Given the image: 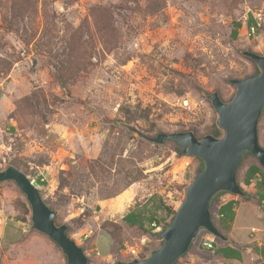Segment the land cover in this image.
I'll return each instance as SVG.
<instances>
[{
	"label": "rangeland",
	"instance_id": "374dc122",
	"mask_svg": "<svg viewBox=\"0 0 264 264\" xmlns=\"http://www.w3.org/2000/svg\"><path fill=\"white\" fill-rule=\"evenodd\" d=\"M257 10L264 0H0V170L14 166L33 181L88 264L141 260L161 246L170 216L153 228L123 216L149 211L155 197L173 217L202 162L150 138L219 131L205 95L228 101V80L257 72L241 54L264 55V24L246 29ZM251 227L264 228L254 219ZM203 234L175 264H214L199 247ZM0 264H66L32 228L12 181L0 183Z\"/></svg>",
	"mask_w": 264,
	"mask_h": 264
},
{
	"label": "water",
	"instance_id": "95a60500",
	"mask_svg": "<svg viewBox=\"0 0 264 264\" xmlns=\"http://www.w3.org/2000/svg\"><path fill=\"white\" fill-rule=\"evenodd\" d=\"M257 72L241 79H229L235 88L224 101L217 90L205 95L216 115L218 135L197 138L193 131L159 132L150 141H173L177 153L198 158L197 171L171 221L159 229L161 246L141 260L115 264H175L189 251L200 231L226 240L211 218V204L221 193L244 197L237 171L245 155H252L264 168V148L258 141V121L264 110V55L244 50ZM12 181L25 195L31 208L32 228L50 238L65 256L66 264H88L83 248L67 234V225L56 223V211L41 196L38 187L14 166L0 170V183Z\"/></svg>",
	"mask_w": 264,
	"mask_h": 264
},
{
	"label": "crops",
	"instance_id": "0c3cea01",
	"mask_svg": "<svg viewBox=\"0 0 264 264\" xmlns=\"http://www.w3.org/2000/svg\"><path fill=\"white\" fill-rule=\"evenodd\" d=\"M248 26L246 22V29ZM241 29H244L243 26ZM258 141L264 148V128L258 129ZM250 167L256 168L257 172L250 175L248 185L244 184L243 191L249 198L226 193L218 199L215 210L217 221L219 218L224 219L226 215H233L228 229L221 227L218 222V229L226 240L215 238L208 233L200 238L199 247L202 248L201 242L204 238L213 240L211 249H203L211 254L214 264H256L259 260L264 262V228L261 230L251 227L248 231V223L252 219L264 227V168L260 167L256 159L240 165L238 171H241L242 181L245 175L249 176ZM256 199L260 201L257 202Z\"/></svg>",
	"mask_w": 264,
	"mask_h": 264
},
{
	"label": "trees",
	"instance_id": "16d2710c",
	"mask_svg": "<svg viewBox=\"0 0 264 264\" xmlns=\"http://www.w3.org/2000/svg\"><path fill=\"white\" fill-rule=\"evenodd\" d=\"M252 23H253V21L251 20L250 17H248L247 25H250ZM233 27L234 28L231 31V35L234 38H236L237 34H238L236 29L241 27V23L233 22ZM213 134L218 135V131H216V130L213 131ZM256 172H257L256 168L250 167L249 176L245 175V178L243 181L244 184L248 185L249 184L248 180L250 178V175L255 174ZM245 198H249V195L248 194L245 195ZM214 200H213V202H214ZM151 203L153 204V208L149 209V211L148 210L146 212L144 210L141 212L130 211L128 214H126L123 217V220L130 225H139L140 227L148 225L149 227H152V228L154 227V226H152V223L159 224V222H161V221L163 222L169 216H170L169 222L171 221V219H172L171 215L173 214V212L170 211V208H168L167 206H164L162 203H160V201L155 200V197L151 198ZM232 219H233V215L230 214V215H226V217L224 219L219 218L218 222H219V225L221 227H223L224 229H228L230 227V223H231Z\"/></svg>",
	"mask_w": 264,
	"mask_h": 264
},
{
	"label": "built area",
	"instance_id": "2783aa9c",
	"mask_svg": "<svg viewBox=\"0 0 264 264\" xmlns=\"http://www.w3.org/2000/svg\"><path fill=\"white\" fill-rule=\"evenodd\" d=\"M250 17L252 18L253 23L247 27V32L249 35H251V34L253 35L257 31H259L260 28L262 27V25L264 24V11H262V10L254 11L251 13ZM247 19H246V22H247ZM182 103H183L184 107H186L188 105L186 100H182ZM152 226L155 227L156 224L152 223ZM201 244H202L203 248L211 249L213 247V240L210 238H204L202 240Z\"/></svg>",
	"mask_w": 264,
	"mask_h": 264
}]
</instances>
